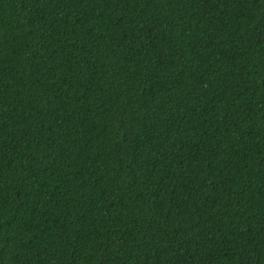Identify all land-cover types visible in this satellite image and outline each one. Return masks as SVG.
<instances>
[{
	"label": "trees",
	"instance_id": "trees-1",
	"mask_svg": "<svg viewBox=\"0 0 264 264\" xmlns=\"http://www.w3.org/2000/svg\"><path fill=\"white\" fill-rule=\"evenodd\" d=\"M0 264H264V0H0Z\"/></svg>",
	"mask_w": 264,
	"mask_h": 264
}]
</instances>
